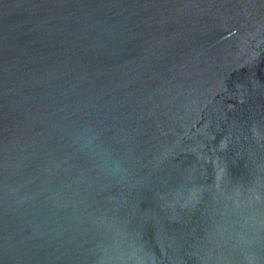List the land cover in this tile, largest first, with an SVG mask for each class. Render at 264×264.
<instances>
[{
  "label": "water",
  "instance_id": "95a60500",
  "mask_svg": "<svg viewBox=\"0 0 264 264\" xmlns=\"http://www.w3.org/2000/svg\"><path fill=\"white\" fill-rule=\"evenodd\" d=\"M0 264H264V0H0Z\"/></svg>",
  "mask_w": 264,
  "mask_h": 264
}]
</instances>
